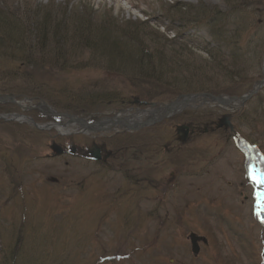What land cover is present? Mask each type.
Segmentation results:
<instances>
[{
	"label": "rangeland",
	"instance_id": "obj_1",
	"mask_svg": "<svg viewBox=\"0 0 264 264\" xmlns=\"http://www.w3.org/2000/svg\"><path fill=\"white\" fill-rule=\"evenodd\" d=\"M0 14V96L25 100L0 110L24 116L0 117V264L21 232L16 264H264V87L237 100L264 79V0H0ZM25 14L47 17V40L22 39ZM189 93L237 99L156 112L117 143L39 130L47 115L28 110L137 121ZM134 98L157 107L123 108ZM53 138L79 152L53 156Z\"/></svg>",
	"mask_w": 264,
	"mask_h": 264
},
{
	"label": "water",
	"instance_id": "obj_2",
	"mask_svg": "<svg viewBox=\"0 0 264 264\" xmlns=\"http://www.w3.org/2000/svg\"><path fill=\"white\" fill-rule=\"evenodd\" d=\"M263 87H264V79L258 83V86L255 90H253L251 93H249L243 97L238 98V101H240L244 104L246 101L250 100L254 95L259 93ZM206 95H208V94H206ZM199 96H204V95L203 94L190 95V96H186V99H188V100H183L180 103H178V102L172 103L170 106L167 107V113L171 112L176 105H178V104L184 105L187 102L194 100L195 98H197ZM208 97H211V99L213 101H215L221 105H224V106L230 105L231 102H233L237 99V98H230L229 100H225L223 102V99H220L219 97H215L213 95H208ZM9 99L14 102V99L12 97H4L1 99V101H7ZM118 123H120V121ZM89 128H93V127H89ZM217 128H224L225 130H230L232 133L235 134L236 138L241 141V138L238 135V133L236 132L229 116L225 115L223 117V119L220 120ZM177 132L182 134L181 138H182V140L185 141L187 139V137L189 136V133H193L194 131L193 130L190 131L189 127H187V126H178ZM50 149L52 150L53 156H61L65 152V150L60 145L56 144L54 140L51 142ZM241 149L243 151H246L242 146H241ZM69 152H70V154H75V148L72 147ZM190 238H191V244H192V252L194 254H198L200 251V247L198 245V242L202 241L203 243H207V241L204 238H200V237L196 236L195 234H191Z\"/></svg>",
	"mask_w": 264,
	"mask_h": 264
},
{
	"label": "trees",
	"instance_id": "obj_3",
	"mask_svg": "<svg viewBox=\"0 0 264 264\" xmlns=\"http://www.w3.org/2000/svg\"><path fill=\"white\" fill-rule=\"evenodd\" d=\"M37 14V13H36ZM36 14H34V15H36ZM27 17H26V19H30L29 18V15H27V14H25ZM0 16H2L1 14H0ZM3 17V19H5V20H8L6 17H4V16H2ZM221 14H219V15H217L216 17H215V20H213V19H210V21H212L213 23H217V22H220V19H221ZM22 20V22H24L23 20L24 19H21ZM0 21L3 23V22H5V21H3L2 20V18L0 17ZM35 21V22H34ZM41 21H43V22H41ZM34 22V23H33ZM40 22V23H39ZM6 23H7V21H6ZM61 25L62 26H66V23H65V20L63 19V22L61 23ZM24 26H26V27H28V28H30L29 29V33H30V35L28 34V32H27V35L29 36L28 38H25V34H24V32L20 35V36H22V39L23 40H28V39H31V40H47L48 38H49V34L51 33L50 31H49V26H48V24H47V17L46 18H44V19H42V20H32V21H30L29 20V22L28 23H26L25 22V25ZM230 26H231V28H233L235 25L234 24H230ZM133 38H135V39H137L138 40V35H136V34H132V33H129ZM19 36V37H20ZM48 36V37H47ZM19 37L16 39V40H18L19 39ZM46 37H47V39H46ZM61 37H62V39H63V37H64V34H62L61 35ZM21 46V45H20ZM21 47H25V45L24 46H21ZM1 51V50H0ZM23 64L24 65H26V64H31V63H29V62H23ZM237 67V66H236ZM189 94H193V93H189ZM221 94V93H220ZM216 95H218V94H216ZM3 106V107H2ZM11 108H13V107H11ZM4 109V105H0V110H3ZM41 118V117H40ZM39 119V118H38ZM125 137H127L126 135H124V134H122V135H117V136H115L114 138H112V140H114V142H118V141H120V140H125ZM129 143H130V146L132 145V147L133 146H135V143L132 141V142H127V143H125V144H128L129 145ZM125 144L124 145H122L121 147H124L125 146ZM136 146H139V145H136ZM125 148V147H124ZM144 147L143 146H141V148H140V151L141 152H143V153H145V151L147 150V149H143ZM21 235H19V236H17V238H16V242H15V248L13 249V250H11V253L9 254V255H7L3 260V263L2 264H16L17 262V260H18V257L21 255V251H22V248L24 247V235H23V232H21L20 233Z\"/></svg>",
	"mask_w": 264,
	"mask_h": 264
},
{
	"label": "snow or ice",
	"instance_id": "obj_4",
	"mask_svg": "<svg viewBox=\"0 0 264 264\" xmlns=\"http://www.w3.org/2000/svg\"><path fill=\"white\" fill-rule=\"evenodd\" d=\"M258 183L264 184V174L254 175L253 177ZM262 198V202H264V193L258 194Z\"/></svg>",
	"mask_w": 264,
	"mask_h": 264
},
{
	"label": "flooded vegetation",
	"instance_id": "obj_5",
	"mask_svg": "<svg viewBox=\"0 0 264 264\" xmlns=\"http://www.w3.org/2000/svg\"><path fill=\"white\" fill-rule=\"evenodd\" d=\"M132 106H134V104H132ZM135 109H137V108H135ZM135 109H134V110H135ZM138 110H139V108H138ZM142 112H143V114H141L142 116H148V117H151V116L153 115V111H152V112H151V111H142ZM146 113H147L148 115H147ZM103 135H104V134H103ZM103 135H102V136H103ZM103 137H104V136H103ZM233 139H234V138H233ZM101 159H102V158H99L98 161H100ZM190 236H191V235H190ZM196 236H197V235H196ZM204 244H207V243H204ZM198 245H199V242H198ZM199 247H200V245H199Z\"/></svg>",
	"mask_w": 264,
	"mask_h": 264
},
{
	"label": "bare ground",
	"instance_id": "obj_6",
	"mask_svg": "<svg viewBox=\"0 0 264 264\" xmlns=\"http://www.w3.org/2000/svg\"><path fill=\"white\" fill-rule=\"evenodd\" d=\"M114 1H116V0H114ZM225 100H223V102H224ZM234 102V101H233ZM232 103V102H231ZM129 120H131V117H129ZM119 121V120H118ZM139 121H142V120H137V121H134V120H132L131 121V123H133V122H139ZM124 124L126 125V126H129V123L128 122H125L124 121Z\"/></svg>",
	"mask_w": 264,
	"mask_h": 264
}]
</instances>
